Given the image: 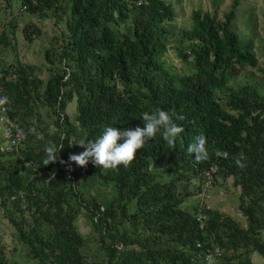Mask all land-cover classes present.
I'll use <instances>...</instances> for the list:
<instances>
[{
  "label": "trees",
  "instance_id": "16d2710c",
  "mask_svg": "<svg viewBox=\"0 0 264 264\" xmlns=\"http://www.w3.org/2000/svg\"><path fill=\"white\" fill-rule=\"evenodd\" d=\"M4 1L11 9L13 0ZM177 1L18 0L22 14L54 21L41 66L6 65L17 17L9 31L2 25L0 87L25 141L24 161L0 153V207L27 262L204 264L208 253L213 264H254L255 253L264 260V0H230L223 12L211 0V9H193L181 25ZM23 35L31 42L38 29L28 23ZM170 47L189 73L166 65ZM248 71L262 80L237 81ZM157 110L184 117L176 120L184 131L175 148L158 134L126 168L89 163L79 172L69 161L82 148L74 139H95L106 126L142 127L141 114ZM201 134L208 158L197 162L187 148ZM53 144L63 147L44 165ZM213 168L210 185L230 179L237 189L245 226L195 202ZM87 184L111 187L113 196H87ZM82 209L101 258L84 255L87 242L75 224ZM13 247L8 255L0 243V264H18Z\"/></svg>",
  "mask_w": 264,
  "mask_h": 264
},
{
  "label": "rangeland",
  "instance_id": "374dc122",
  "mask_svg": "<svg viewBox=\"0 0 264 264\" xmlns=\"http://www.w3.org/2000/svg\"><path fill=\"white\" fill-rule=\"evenodd\" d=\"M255 0H248V3H253ZM230 2V0H219V3L221 5L220 12H223L226 5ZM12 8L7 9L6 3L4 0H0V32L2 25L9 31V22L12 21L13 17H17V25H16V33H21V29L24 26L25 22L28 21L29 23V17H25L22 19L20 16V11L18 10L19 2L18 0H13L12 2ZM175 5L177 7L182 8V16L179 18V21H176V24L182 20V18L186 19L190 15L191 11L193 9L201 7L204 9H211V0H179L175 2ZM259 17L261 18L260 14ZM44 23V31L46 34H49V30H51V26L54 27V21L52 19H46ZM188 23V21H187ZM181 25V22H180ZM262 26L263 23L260 22V28L258 29L259 34H262ZM56 29V27H54ZM56 32V31H55ZM9 33V32H8ZM52 33V32H51ZM10 34V33H9ZM45 35L43 38H40V41L45 39ZM18 38V37H17ZM18 40V39H17ZM17 40H13V43L15 47L20 44ZM10 50L5 52V57L8 59L11 55ZM166 65L176 74H186L191 71L189 66L184 63L177 55V53L172 49L171 47L168 48L167 53L163 57ZM258 62L259 65L264 67V57L258 53ZM237 81L241 79H248L252 82H257L262 80L260 77L261 75L257 71H248V72H241L238 74ZM262 82V81H261ZM41 114H45V110H40ZM68 113L71 117L74 116L75 113V105L70 104L68 108ZM47 120V119H46ZM49 120V119H48ZM0 142L2 144L5 143V139L3 138V131H2V125L0 124ZM84 149L77 148L74 150V154H79ZM89 164V163H88ZM87 164V165H88ZM83 167L85 166H79V172L82 171ZM207 185V184H206ZM216 186L210 185L208 183L207 186H205L204 191L198 195H195V202L198 203L200 201L201 203H207L210 207L218 208L224 213L228 214L229 216H232L233 218H236L240 224H242V219L240 212L238 210V200H237V189L233 187L232 181L230 179L222 181L220 180L219 183H215ZM85 192L88 195H98L100 201H107L113 196V191L108 187L94 184V185H88L85 187ZM75 224L77 226V229L79 232L84 236L86 239V248L83 250L84 255L87 259H90L94 254H97V258L102 257L101 250L99 251L95 241H94V232L91 225V222L85 215V210L82 209L80 215L75 221ZM16 234L14 228L10 225V223L7 221V219L4 216L3 209L0 207V243L5 246L6 252L8 255H10L13 250V246H17V251H15V259L18 261V264H32L30 262H27L24 254L25 251L22 249L21 246H18L16 242ZM252 260L254 264H264L263 258L261 255L255 253L252 255Z\"/></svg>",
  "mask_w": 264,
  "mask_h": 264
},
{
  "label": "clouds",
  "instance_id": "9594fccd",
  "mask_svg": "<svg viewBox=\"0 0 264 264\" xmlns=\"http://www.w3.org/2000/svg\"><path fill=\"white\" fill-rule=\"evenodd\" d=\"M5 101L6 98H0V104L5 103ZM140 119L143 124L142 127L106 126L95 139H74L73 141L83 147L84 150L79 154L70 155L69 161H74L77 166H87L88 163H91L103 169H116L118 166L126 168L134 160L137 151L143 148L146 142L156 138L158 134L167 142L170 149L176 147V139L184 131L183 126L177 124L176 120H183L182 115L157 110L154 114L142 113ZM18 131L23 136L22 130ZM206 143L205 137L201 134L195 138L194 143L188 145V153H194L197 162L208 158ZM62 147L54 144L47 146L45 148L46 160L43 164L55 162L57 153Z\"/></svg>",
  "mask_w": 264,
  "mask_h": 264
},
{
  "label": "crops",
  "instance_id": "0c3cea01",
  "mask_svg": "<svg viewBox=\"0 0 264 264\" xmlns=\"http://www.w3.org/2000/svg\"><path fill=\"white\" fill-rule=\"evenodd\" d=\"M19 11H21V10H19ZM19 15L20 16H18V17H21L22 19H24L25 17L27 18V16L29 17V19H30L29 23H32L33 26H35L38 29V35H37V37L34 36L31 42L27 41L24 38L23 29L28 25V21H26L24 26L21 29V33H16V40L18 39L17 41L20 44H18V46L15 47V50H10L11 55L9 56L8 59L5 57L4 54L6 51H8L9 48L6 49L3 52V61L6 63V65L15 63L16 61H20L23 64L41 66L45 63L44 52L48 46V41L50 40V38L54 35V33L56 31L54 29L55 26L54 27L51 26V30H49V34H46L44 31L45 30L44 29V23H45V21H47L46 19H48V18L43 19V20H38L36 17H32V16L27 15V14L21 13ZM44 35L46 36L45 39L43 41L42 40L40 41V38H43ZM233 219L238 221L236 218H233ZM241 219H242L241 225L245 226L244 217L241 216Z\"/></svg>",
  "mask_w": 264,
  "mask_h": 264
},
{
  "label": "built area",
  "instance_id": "2783aa9c",
  "mask_svg": "<svg viewBox=\"0 0 264 264\" xmlns=\"http://www.w3.org/2000/svg\"><path fill=\"white\" fill-rule=\"evenodd\" d=\"M0 98H4L1 87H0ZM0 124L2 125L3 138L5 139L4 144L0 142V153H10V154L14 153L16 154V156H18V158L21 161H24V156L18 153L23 148L25 141L24 135L23 136L20 135V132L18 131L20 130L18 124L7 115L6 101L5 103L0 104ZM214 172L215 170L213 168L212 170L206 173L207 183H210V181L213 179ZM64 174L67 177H70L71 179L74 178L71 171L64 170ZM52 175L53 174L51 175L49 174L47 179L50 180ZM101 210H103L102 207ZM197 246L200 247L201 244L198 243ZM216 254L219 255L218 251ZM214 257L215 254L213 253L206 254L204 264H213Z\"/></svg>",
  "mask_w": 264,
  "mask_h": 264
}]
</instances>
